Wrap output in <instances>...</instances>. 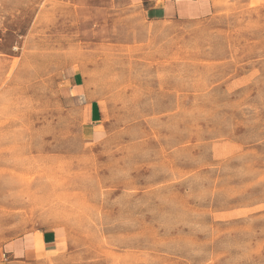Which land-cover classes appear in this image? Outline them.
I'll use <instances>...</instances> for the list:
<instances>
[{
  "label": "rangeland",
  "instance_id": "374dc122",
  "mask_svg": "<svg viewBox=\"0 0 264 264\" xmlns=\"http://www.w3.org/2000/svg\"><path fill=\"white\" fill-rule=\"evenodd\" d=\"M215 2L0 0V264H264V0Z\"/></svg>",
  "mask_w": 264,
  "mask_h": 264
},
{
  "label": "crops",
  "instance_id": "0c3cea01",
  "mask_svg": "<svg viewBox=\"0 0 264 264\" xmlns=\"http://www.w3.org/2000/svg\"><path fill=\"white\" fill-rule=\"evenodd\" d=\"M144 10V13L150 21H195L203 20L212 15L216 9L215 0H136ZM75 84H78L79 77L74 78ZM98 116V110L91 109V118ZM42 251L44 255L61 256L64 243L60 240V235L55 230L46 229L41 232ZM31 240L22 238L20 242L11 246V250L25 256L32 254Z\"/></svg>",
  "mask_w": 264,
  "mask_h": 264
},
{
  "label": "bare ground",
  "instance_id": "6f19581e",
  "mask_svg": "<svg viewBox=\"0 0 264 264\" xmlns=\"http://www.w3.org/2000/svg\"><path fill=\"white\" fill-rule=\"evenodd\" d=\"M105 103V102H104ZM237 148H238V146H237ZM230 214V213H229ZM227 216V215H226ZM46 221V220H45ZM48 221V220H47ZM49 223V222H48Z\"/></svg>",
  "mask_w": 264,
  "mask_h": 264
}]
</instances>
